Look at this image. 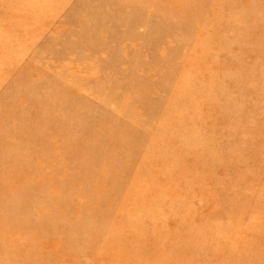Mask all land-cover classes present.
<instances>
[{
	"label": "rangeland",
	"instance_id": "1",
	"mask_svg": "<svg viewBox=\"0 0 264 264\" xmlns=\"http://www.w3.org/2000/svg\"><path fill=\"white\" fill-rule=\"evenodd\" d=\"M0 264H264V0H0Z\"/></svg>",
	"mask_w": 264,
	"mask_h": 264
}]
</instances>
